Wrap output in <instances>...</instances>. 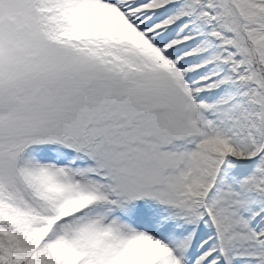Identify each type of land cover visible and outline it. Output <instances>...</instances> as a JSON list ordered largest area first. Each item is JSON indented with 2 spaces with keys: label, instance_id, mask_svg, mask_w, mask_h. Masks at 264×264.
Returning a JSON list of instances; mask_svg holds the SVG:
<instances>
[{
  "label": "snow or ice",
  "instance_id": "obj_1",
  "mask_svg": "<svg viewBox=\"0 0 264 264\" xmlns=\"http://www.w3.org/2000/svg\"><path fill=\"white\" fill-rule=\"evenodd\" d=\"M0 264H264V0H0Z\"/></svg>",
  "mask_w": 264,
  "mask_h": 264
}]
</instances>
